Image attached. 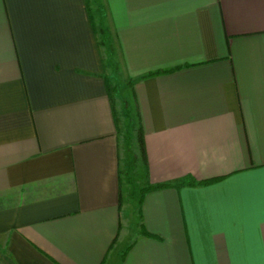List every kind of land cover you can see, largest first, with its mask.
<instances>
[{"label": "crops", "instance_id": "crops-1", "mask_svg": "<svg viewBox=\"0 0 264 264\" xmlns=\"http://www.w3.org/2000/svg\"><path fill=\"white\" fill-rule=\"evenodd\" d=\"M4 262L264 264V0H0Z\"/></svg>", "mask_w": 264, "mask_h": 264}, {"label": "rangeland", "instance_id": "rangeland-1", "mask_svg": "<svg viewBox=\"0 0 264 264\" xmlns=\"http://www.w3.org/2000/svg\"><path fill=\"white\" fill-rule=\"evenodd\" d=\"M102 50L104 53V59L106 62V73L109 77L111 86L113 87L114 98L118 105V114L121 121V140H122V150L125 155L126 165L128 163L127 170L130 172L131 182L134 188L136 200L138 201L141 192L137 188L139 186V177L142 173L143 165L141 162L138 163L139 168H136L135 161V152H136V139H134L131 120L128 112V101L127 98L124 97V89L120 85V74L118 73V64H119V51L115 42L114 37L111 34L101 33L99 35ZM121 93V94H120ZM132 187V186H131ZM10 262H4L3 264H9Z\"/></svg>", "mask_w": 264, "mask_h": 264}, {"label": "trees", "instance_id": "trees-1", "mask_svg": "<svg viewBox=\"0 0 264 264\" xmlns=\"http://www.w3.org/2000/svg\"><path fill=\"white\" fill-rule=\"evenodd\" d=\"M99 31H100V30H98V29L96 28V32H97L98 34H99ZM100 33H102V31H101ZM100 44H101V42H100ZM177 69H179V67H178V68H175V69H172V70H165V71H160V72H153V73H150V74H148V75H146V76H143V78L151 77V76L157 75V74H159V73H169V72H173V71H175V70H177ZM106 82L108 83V88H109V90H110V94H112V92H113V87L111 86V84L109 83V80H108L107 78H106ZM137 136H138V143H139V146H140V152H141L142 159H143L144 162H146V152H145V145H144V137H143V131H142L141 128L139 129V131H138V135H137ZM210 182H211V181L197 182V181L194 180L193 178H186V180H185L182 184L177 185V186H181V185L196 186V185H200V184H204V185H206V184H209ZM168 186H170V185L165 184V185L151 186V187L145 188L143 191H141L142 194H141V197H140V199H139V203H140V204L142 203V201H143V200H142V195H143L145 192L150 191V190H154V189H158V188L168 187ZM141 231H142V233H143L144 235H147V236H150V237H155V236H153L152 234L146 232L144 228H142ZM157 238H159V237H157ZM125 255H126V251H124V252L122 253V255H121L122 260L125 258Z\"/></svg>", "mask_w": 264, "mask_h": 264}]
</instances>
